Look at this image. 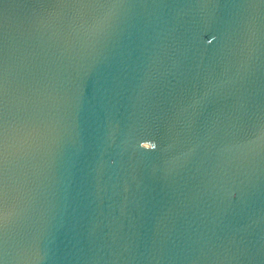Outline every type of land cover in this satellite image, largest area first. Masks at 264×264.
Instances as JSON below:
<instances>
[{
	"label": "water",
	"instance_id": "1",
	"mask_svg": "<svg viewBox=\"0 0 264 264\" xmlns=\"http://www.w3.org/2000/svg\"><path fill=\"white\" fill-rule=\"evenodd\" d=\"M0 0V264H264V0Z\"/></svg>",
	"mask_w": 264,
	"mask_h": 264
},
{
	"label": "snow or ice",
	"instance_id": "2",
	"mask_svg": "<svg viewBox=\"0 0 264 264\" xmlns=\"http://www.w3.org/2000/svg\"><path fill=\"white\" fill-rule=\"evenodd\" d=\"M122 0H72L74 5L93 9L90 19L95 28L103 29L106 27L112 16L114 8ZM6 130L2 119H0V220L4 217V207L7 197L6 183L3 175V162L5 157Z\"/></svg>",
	"mask_w": 264,
	"mask_h": 264
}]
</instances>
